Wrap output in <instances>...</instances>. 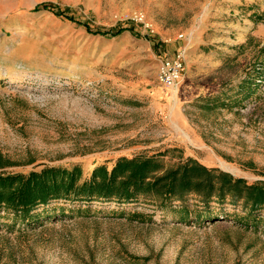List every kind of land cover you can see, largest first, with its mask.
Wrapping results in <instances>:
<instances>
[{
    "label": "rangeland",
    "instance_id": "374dc122",
    "mask_svg": "<svg viewBox=\"0 0 264 264\" xmlns=\"http://www.w3.org/2000/svg\"><path fill=\"white\" fill-rule=\"evenodd\" d=\"M118 26L133 31L96 33ZM263 46L264 0H0V172L77 164L86 179L161 153L155 174L192 157L263 188ZM177 52L168 87L157 69ZM211 210L224 213L184 222L179 201L153 198L55 200L29 224L1 211L0 264H264V207L248 225L240 205Z\"/></svg>",
    "mask_w": 264,
    "mask_h": 264
},
{
    "label": "trees",
    "instance_id": "16d2710c",
    "mask_svg": "<svg viewBox=\"0 0 264 264\" xmlns=\"http://www.w3.org/2000/svg\"><path fill=\"white\" fill-rule=\"evenodd\" d=\"M40 7L74 20L66 10L50 3H43L34 9ZM124 30L133 31V28L118 26L98 30L96 33L113 36ZM253 71L256 75L253 86H256L257 78L263 76L264 69L261 71L258 67V70L256 68ZM160 155L161 153L147 156L140 154L132 158L121 156L111 169L103 164L94 167L86 179H82V169L77 164L71 168L45 165L40 170H30L27 173L0 172V212L12 214L15 222L29 224L39 220V214L34 212L38 206H45L55 200L128 203L139 198H153L160 201L162 207L179 201L182 211L179 219L184 222L200 223L223 215V211L211 210L212 202L240 205L245 211V218L240 221L247 225L263 221L260 210L264 207V187H255L240 177L217 167H208L192 157L177 162L161 174H155L162 166ZM9 164L0 155V167ZM190 194L198 197V202L191 207L187 204ZM50 217L46 216L47 219Z\"/></svg>",
    "mask_w": 264,
    "mask_h": 264
},
{
    "label": "built area",
    "instance_id": "2783aa9c",
    "mask_svg": "<svg viewBox=\"0 0 264 264\" xmlns=\"http://www.w3.org/2000/svg\"><path fill=\"white\" fill-rule=\"evenodd\" d=\"M183 71V54L177 52L171 57H164L161 59L157 69V79L163 85L175 87L181 80Z\"/></svg>",
    "mask_w": 264,
    "mask_h": 264
}]
</instances>
